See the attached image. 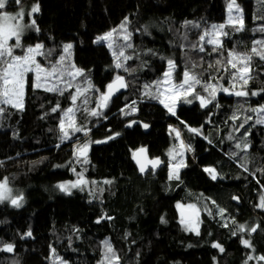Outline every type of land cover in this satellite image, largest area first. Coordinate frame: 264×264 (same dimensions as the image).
<instances>
[{
  "label": "trees",
  "instance_id": "trees-1",
  "mask_svg": "<svg viewBox=\"0 0 264 264\" xmlns=\"http://www.w3.org/2000/svg\"><path fill=\"white\" fill-rule=\"evenodd\" d=\"M36 2L22 0L18 6L13 0L6 11ZM229 2L39 0L40 11L34 15L40 31L26 33L22 39L25 47L42 43L46 49H54L51 59L55 61L62 46L72 43L71 60L86 70L101 92L116 74L125 76L129 86L112 99L100 117L84 111L85 107H96L95 90L87 94V105L82 103L83 98L78 100L76 126L90 131L87 136L78 132L62 142L61 112L52 113L51 108L57 102L62 109L71 107L69 93L75 89L63 96L33 89L29 73L23 111L7 106L8 111L0 114V180L7 177L13 191L24 195L19 208L0 203V239L15 245L11 253L0 251V264H60L52 248L67 264H100L105 240L120 257L119 264H245L246 260L247 264H257L258 257L264 255V210L257 207L264 193V124L255 123L257 114L251 109L264 105V92L260 91L264 89V60L253 55V78L243 89L236 84L238 91H257L259 95L238 97L218 92L207 107H201L199 100L178 101L175 115L160 100L145 96L143 87L167 69L162 58L177 62V81L187 66L202 73L204 82L211 77V83L230 87L223 66L217 71L216 66L209 65L226 60L232 49L252 55L253 41L264 39V33L253 31L264 25V0H236L243 15L244 30L240 32L227 23ZM125 17L133 45L125 49V54L132 57L125 66L135 69L132 72L114 68L112 50L106 43H94L97 36L117 27ZM185 21L199 23L201 28L185 26ZM212 24H225L223 31L228 32L222 37V54L213 53L211 45H206L205 52L191 47L199 44L203 29ZM114 38L117 44L123 43L118 36ZM14 51L23 54V49ZM37 59L46 64L44 58ZM78 82L84 85L82 78ZM195 91L207 96L200 85ZM133 106L137 111L131 112ZM233 115L238 119H231ZM248 116L252 119L240 128ZM135 118L148 123L150 130L144 132L138 124L125 128V123ZM173 128L180 132L179 138ZM114 133L120 135L107 140ZM89 140L106 142L92 143L88 163H77L73 155L76 144ZM181 141L191 150L182 148ZM245 143L250 145L247 149ZM140 147H147L153 157H161L164 165L141 175L132 158ZM171 148L183 152V156L171 161L167 154ZM181 159L187 166L179 168V180L170 179L169 162L179 164ZM210 167L216 170L215 180L204 171ZM72 168L83 172L89 183L83 191L77 188L66 194L57 182L76 181ZM177 203L195 205L199 210V235L182 227ZM220 209L225 210L222 215ZM240 225H245L244 231L238 230ZM257 226V231H250ZM28 231L32 235L24 236ZM243 239H248L252 247L245 246ZM214 243L224 251L213 247ZM249 256L253 259L248 260Z\"/></svg>",
  "mask_w": 264,
  "mask_h": 264
},
{
  "label": "snow or ice",
  "instance_id": "snow-or-ice-1",
  "mask_svg": "<svg viewBox=\"0 0 264 264\" xmlns=\"http://www.w3.org/2000/svg\"><path fill=\"white\" fill-rule=\"evenodd\" d=\"M13 3V0H0V114H4L8 111L7 106L23 111L24 109V97L26 87L29 86V73L32 74V79L30 86L33 89H43L46 92L58 93L63 96L64 93L69 89H75L74 92H70V100L72 106L67 109H62L60 103L51 108L52 113H56L58 110L61 112V119L59 121V130L61 132V141L70 140L76 133L84 132L85 136L88 135L90 129H85L83 127L76 126V112L79 110V106L76 104L78 100L82 99V103L87 105L88 93L95 90L98 95L96 97L97 105L95 108L89 110L86 107L84 111L88 115L93 117H100L103 115V109L107 108L109 103L112 101L113 97L120 92L121 89H125L129 86L128 82L125 80V77L120 74H116L112 82L108 83L105 86L103 92L92 83L88 78L86 70L79 68L71 60L72 56V43H66L62 46V53L54 61L51 59L53 56L54 49H46L42 43H36L34 46L25 47L22 44V37L25 32L29 29H33L36 32H39L40 29L37 26V22L34 18H31L34 13L40 11L39 0L33 4L30 10L27 12V16L30 18L29 22L22 23L25 17V11L21 7L18 12L11 14L6 11V8ZM16 5H21L22 0H14ZM235 8L237 16L233 17L232 12ZM228 25L234 27V30L240 32L244 30L243 24V15L240 6L236 3V0H230L228 3ZM185 26L191 25L192 28H201L199 23L193 21H185ZM128 17H125L121 23L105 32L102 35H99L95 38L94 43L97 44H107V47L112 50L113 56V67L116 69H123L124 72H132L135 69H129L125 66V62L131 60L132 57L125 54V49L133 48L131 43L132 33L128 32ZM239 26H236V25ZM225 24H212L207 28H204L202 34L199 36V44H192L193 49L198 50L199 52H205L206 45H211V51L213 53L222 54L224 51L223 39L222 37L228 36V32L223 31ZM147 31V29H145ZM253 31H258L264 33V25L254 29ZM119 37L123 40V43L117 44L114 37ZM184 39H187L185 35ZM14 43H9L13 41ZM183 48V45H181ZM15 49H23V54H15ZM151 51V50H149ZM252 55L249 54H240L235 51V49L228 51V58L226 60H216L215 65L210 64L209 67H217V71L220 70L219 66H223V70L228 74L231 81L230 87H224L222 84L211 83L210 80L214 79L210 77L209 82H204L202 80V73L197 74L192 71L191 68L185 67L182 78L177 82L176 80V69L178 67L177 62L172 58H162L166 59L167 69L162 73V76L152 81L151 84H144L145 89L144 95L160 100V103L164 104L165 108L172 114L175 115L174 107L178 101H183L186 103H192L193 99L199 100L201 107H207L208 104L216 100L218 92H225L230 95H235L238 97H247L249 94L252 96L259 95L260 92L252 91L249 93L244 90H236V84L240 83L241 89L245 88L249 81L253 78L251 75V62L253 55L259 57L261 60H264V39L254 40L253 47L251 49ZM37 57H42L46 61V64H42ZM195 67V65H193ZM78 78L84 80V85H81L78 82ZM220 79H224L223 76ZM75 82V83H74ZM200 85L203 92L207 93V96L201 95L199 92H196V86ZM231 89V90H230ZM264 92V89L260 90ZM169 103H166L164 99H160L161 96H165ZM192 99H189V97ZM136 101H133L132 104L135 105ZM218 106V105H217ZM126 107H129L126 105ZM137 109L133 106L131 107V112H135ZM252 112L257 114L256 124H264V105H261L257 108H252ZM121 112H124V109H121ZM125 115H130V113H124ZM106 118V117H105ZM231 119H238L237 116L233 115ZM252 117L248 116L244 119V122L240 124V128H243L245 124L251 120ZM137 121H131L128 127ZM143 127L147 128L148 125L144 124ZM187 127V125H186ZM239 129H237L238 131ZM175 132L176 137H180V132L175 128L172 129ZM189 131L193 133L199 132V129L189 128ZM120 133H114L112 136L107 137V140L114 139L119 136ZM247 132L245 133V136ZM232 137L230 136L229 139ZM106 141H86L83 144L77 143L75 150L73 152L74 157L76 158L77 163L86 164L88 163L87 155L88 149L92 143H102ZM250 145L245 143L243 145L244 149H247ZM181 147L191 150L190 145L185 146L183 141H181ZM237 148L241 147L240 143L236 144ZM141 153H146L145 148L137 150ZM168 155L171 157V161H176L177 156H183V152H177L176 149H170ZM232 155H236L233 153ZM134 159L136 158V153H133ZM2 163V162H0ZM137 163L141 162L137 160ZM162 161L157 157L153 160H147L146 164L152 166L154 171ZM146 164H141L140 171L143 173L146 171ZM187 165L181 159L179 164H174L170 162V179L179 180V168L186 167ZM72 171L76 173V181H66L57 185V187L65 192L66 194H71L72 189L84 190V187L88 185L89 181L86 180L83 176V172H76L75 168H72ZM205 172H208L211 175L213 180L217 179L215 168H205ZM91 183L95 184V181ZM105 183H111V181H105ZM234 199H238L234 197ZM22 195H13V190L9 187V179L7 177L3 178L0 181V203L10 202L12 206L19 208L23 204ZM213 203H215L213 201ZM177 207H183L178 204ZM188 208L194 209L195 205H188ZM257 207L264 209V196H261L260 203ZM224 209H220L219 212L222 215ZM105 217H101L104 219ZM110 219V217H107ZM161 221L166 223L163 217ZM99 223V220L97 221ZM181 224L186 226V230H194L197 235H199L198 228L193 226L192 221L181 220ZM227 226V225H225ZM257 227H253L250 231H257ZM245 225L239 226V231H244ZM236 235V232L232 233ZM32 235L31 231L24 233V236L30 237ZM23 238V237H22ZM105 248L104 258L100 264H113V261L116 264H119L120 257L116 255L111 243L108 240L102 242ZM242 243L247 247H252L249 240H243ZM0 251H7L9 253L14 251V243H6L0 239ZM213 247L219 248L221 252L224 251L223 247L214 243ZM52 255L56 260H60V264H67L66 261H63L59 256L56 255L55 249H51ZM253 259L252 256L248 257V260ZM259 260L264 261V255L258 257ZM247 264V260L245 261Z\"/></svg>",
  "mask_w": 264,
  "mask_h": 264
},
{
  "label": "water",
  "instance_id": "water-1",
  "mask_svg": "<svg viewBox=\"0 0 264 264\" xmlns=\"http://www.w3.org/2000/svg\"><path fill=\"white\" fill-rule=\"evenodd\" d=\"M124 77H125V76H124ZM125 80H126V77H125ZM126 81H127V80H126ZM111 82H112V81H111ZM125 90H126V88H125V89H121L120 92L116 94V96H118L119 94L123 93ZM116 96H114L113 98H115ZM131 121H137V123H133L130 127H128L127 125H129V123H130ZM137 124L141 126V128H142V130H143L144 132H148V131L150 130V125H149L148 123H146V122H144V121H141V120H139V119H136V118L127 121V122L125 123V128H129V129H131V128H133V127H134L135 125H137ZM144 124H147L148 127H147V128L143 127ZM141 148H145V149H146V153H141V152H138V151H137L138 149H141ZM138 149H136V150L133 152V153H136V158L134 159L133 155H132V158H133V161H134V163H135V165H136V167H137L138 172H139L141 175H146L150 170H152V166H151L150 164H146V161H147V160H153V159H155V158L158 157V158L160 159V161H162V163H161L158 167H156L155 170H159V169L164 165V160H163L161 157H159V156H155V157L151 156L147 147H140V148H138ZM137 160H139L141 163L138 164V163H137ZM141 164H146V171L143 172V173L139 170ZM181 216H182V218H183L184 220H191V219L193 218L194 214H193V211H192L191 209H189V208H183V209L181 210Z\"/></svg>",
  "mask_w": 264,
  "mask_h": 264
},
{
  "label": "rangeland",
  "instance_id": "rangeland-1",
  "mask_svg": "<svg viewBox=\"0 0 264 264\" xmlns=\"http://www.w3.org/2000/svg\"><path fill=\"white\" fill-rule=\"evenodd\" d=\"M237 3V2H236ZM33 5V4H32ZM32 5H30L29 7H22L23 9H24V11H25V17H24V20L22 21V23H27V22H29V20H30V18L27 16V12L30 10V8H31V6ZM20 10V8L19 9H17V10H15V11H8L9 13H11V14H15L16 12H18ZM226 13H227V16H229V13H228V5H227V8H226ZM35 14V13H34ZM33 14V16L31 17V18H34L35 19V15ZM232 15H233V17H236L237 16V13H236V10H235V8H233V12H232ZM30 30H32V29H29V30H27L26 32H25V34H24V36L26 35V33L27 32H29ZM23 36V37H24ZM23 37H22V39H23ZM10 44L11 43H14V40L13 41H10L9 42ZM176 80H177V78H176ZM179 81V80H178ZM177 81V82H178ZM166 95L167 94H165V96H163V99L165 100V102L166 103H169V101L166 99ZM189 99H192V97L190 96L189 97ZM196 99H193L192 100V102L193 101H195ZM182 101V100H181ZM183 102V101H182ZM186 103V102H185ZM175 107H176V105H175ZM175 107H174V110H175ZM184 145H185V143H184ZM186 146V145H185ZM171 149H174V148H171ZM89 150V149H88ZM170 150V149H169ZM169 150H168V152H167V154L169 153ZM178 152V151H177ZM171 158V157H170ZM172 163H174V162H172ZM169 164H170V162H169ZM168 167H169V165H168ZM208 173V172H207ZM209 174V173H208ZM209 176H211L210 174H209ZM0 181H2V180H0ZM66 181H74V180H63V181H59V182H57V185L58 184H60V183H63V182H66ZM9 187H11V185L9 184ZM12 188V187H11ZM13 190V189H12ZM13 195H22L23 196V198H24V195H23V192H21V193H15L14 191H13ZM261 196H264V193L261 195ZM261 196H260V198H261ZM260 198H259V203H260ZM8 203H10V202H8ZM23 203H24V200H23ZM258 203V204H259ZM11 204V203H10ZM178 204H180V205H182L184 208H188L187 206L188 205H191V204H188V205H183L182 203H177V205ZM182 207V208H183ZM189 209H191V208H189ZM262 209V208H261ZM178 210H179V214H180V217H181V207H179L178 208ZM192 211H193V214H194V216H193V218L191 219V220H185V221H192L193 222V226L194 227H196V228H198V231H199V228H200V219H199V217H200V212H199V210L198 209H196L195 208V210L194 209H191ZM264 210V209H263ZM183 218L181 217V219H180V222H181V220H182ZM184 220V219H183ZM182 227L184 228V229H186V226L185 225H183L182 224ZM191 231H194V230H191ZM194 232H196V231H194ZM243 240H248V239H243ZM260 261L261 260H259V259H257V264H260ZM263 263H264V261H263Z\"/></svg>",
  "mask_w": 264,
  "mask_h": 264
}]
</instances>
